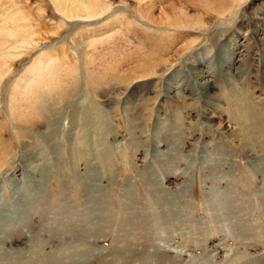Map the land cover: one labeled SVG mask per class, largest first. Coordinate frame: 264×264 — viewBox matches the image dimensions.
I'll return each instance as SVG.
<instances>
[{
    "label": "rangeland",
    "instance_id": "374dc122",
    "mask_svg": "<svg viewBox=\"0 0 264 264\" xmlns=\"http://www.w3.org/2000/svg\"><path fill=\"white\" fill-rule=\"evenodd\" d=\"M5 256L264 264V0H0Z\"/></svg>",
    "mask_w": 264,
    "mask_h": 264
},
{
    "label": "bare ground",
    "instance_id": "6f19581e",
    "mask_svg": "<svg viewBox=\"0 0 264 264\" xmlns=\"http://www.w3.org/2000/svg\"><path fill=\"white\" fill-rule=\"evenodd\" d=\"M200 78L201 79H203L204 77L203 76H200ZM204 83H206V82H202V84H200L201 85V87L204 85ZM203 88V87H202ZM201 88V89H202ZM204 89V88H203ZM205 90V89H204ZM176 95V93H174V96ZM173 99V98H172ZM173 105V104H172ZM240 105H241V103H239L238 101H236L235 100V103H234V105H233V107H234V110L235 111H239V109H240ZM247 109V108H246ZM248 112V113H247ZM247 112H246V110H244V115L247 113V114H249V115H251L252 117H253V115H252V113L250 112V110H247ZM103 116V115H102ZM98 118V121L99 122H103V118L100 116V115H98V114H95V118ZM237 117V116H236ZM246 118V117H245ZM254 118V117H253ZM54 119V118H53ZM251 120V119H250ZM256 120V119H255ZM254 120V121H255ZM97 121V122H98ZM248 121V120H247ZM252 122H253V120H252ZM256 122V121H255ZM250 123H251V121H250ZM254 124V123H253ZM249 128V127H248ZM63 129V128H62ZM51 129H49L44 135H43V138H44V140H46V138H48L49 136H51L52 135V133H51ZM241 135V137H242V139L245 141V143H249V144H253V146H255L256 145V143L253 141V142H249V141H247V139L245 138V136H247L248 135V133L245 131V128L242 130V133L240 134ZM42 138V139H43ZM239 138V137H238ZM249 138V137H248ZM257 145H258V143H257ZM263 150V149H262ZM247 151V150H246ZM250 152V151H249ZM95 196V195H94ZM96 199V198H95ZM5 232H6V230H5ZM80 250H82V248H80ZM75 251V250H74ZM77 251V250H76ZM78 251H79V249H78ZM77 253V252H76ZM57 260V259H56ZM68 261V260H67ZM0 262H1V264H15V263H17L18 261L16 260V258H9V257H3V259L2 260H0ZM43 262H45L44 260H43ZM52 262H54V263H56L55 261H52ZM68 262H70V261H68ZM18 263H20V262H18ZM24 263H27V262H25L24 261ZM58 264V263H57ZM68 264V263H67Z\"/></svg>",
    "mask_w": 264,
    "mask_h": 264
}]
</instances>
